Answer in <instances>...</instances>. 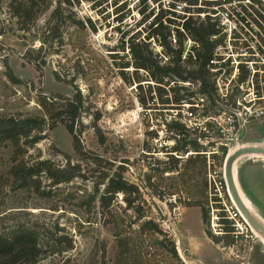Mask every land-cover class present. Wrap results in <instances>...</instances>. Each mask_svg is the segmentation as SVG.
I'll list each match as a JSON object with an SVG mask.
<instances>
[{
  "label": "rangeland",
  "instance_id": "obj_1",
  "mask_svg": "<svg viewBox=\"0 0 264 264\" xmlns=\"http://www.w3.org/2000/svg\"><path fill=\"white\" fill-rule=\"evenodd\" d=\"M11 1L0 0V117L45 120L40 133L43 139L29 149L23 148L25 152L18 151L20 158L31 164L50 160L63 168L68 156L74 165L78 157L73 149V136L62 121L53 122L45 116L41 101L46 98L48 103L52 102L57 95L71 99L79 92L86 110L75 125L74 133L78 134L86 160L80 163L84 177L70 183L53 187L44 175L28 181L29 185L39 182L42 194H38L34 189H20L19 183L11 177V157L15 149L0 138V233L19 225L33 229L47 252L37 264H101L105 251L104 264H118L117 224L122 226L125 236L133 240V250L127 255L130 264H264L263 234L259 239L248 234L237 245L241 252L237 257L226 246L227 239L223 238L219 244L211 239L215 234L210 220L209 225H205L200 208L186 207L189 201L186 193L192 186L203 182L207 186L206 168L194 179L182 169L184 161L194 152L182 156L184 160L178 172L165 174L167 178H174L181 192L171 195L174 186L163 179H152L159 195L146 188V176L157 172L153 170H163L168 164V156L160 147L165 143L173 146L168 140L171 134L166 132L169 113L165 111L167 107L160 108L162 114L158 109H144L137 100L136 85L123 80L117 65L130 59L127 48L121 49L122 42L140 28L141 39L150 31L147 23L145 29L138 22L143 17L141 10H145L146 5L152 9L155 3L151 0L146 4L142 0H73L72 7L62 5L60 14L53 19L58 0H38V6L44 10L27 30H22L9 9ZM119 18H122L120 23ZM53 25L49 34L48 28ZM152 49L162 53L153 42ZM236 63H239L236 59L227 61L229 67ZM233 70L231 74L227 71L220 82L219 94L228 101H221V96L213 112H229L230 107L226 106H232L233 101L250 98L248 87L238 86L240 83L232 76ZM132 74V69H127L125 77L131 78ZM183 87L189 89L181 94L197 92V86ZM81 125L84 129L79 134ZM97 130L101 132L98 137ZM153 132H157V139L149 134ZM189 135V140L198 137ZM246 147L264 149V118L250 120L242 126L227 150H232L233 154ZM205 148L209 152L221 151L216 142ZM256 156L264 157V154H245L235 168L243 195L253 197L254 204L245 196L249 205L246 206L264 225V160ZM96 157L99 165L94 163ZM126 160L128 164L123 163ZM118 166H124L127 181L140 187L144 202L140 204V213L146 215L141 220L127 210L122 194L112 197L108 209L103 207V202L111 198L106 194L108 179L105 176L109 174L110 178ZM149 221L156 224L159 231L145 230L140 234L141 225ZM61 235L72 242V250L65 251L68 243H58ZM170 249H174V253ZM178 250L187 251L185 263ZM58 251L62 253L53 254Z\"/></svg>",
  "mask_w": 264,
  "mask_h": 264
},
{
  "label": "trees",
  "instance_id": "obj_2",
  "mask_svg": "<svg viewBox=\"0 0 264 264\" xmlns=\"http://www.w3.org/2000/svg\"><path fill=\"white\" fill-rule=\"evenodd\" d=\"M37 1L38 0L11 1L9 9L12 16L18 19V23L22 30H27L28 26L35 21L44 10L38 6ZM148 1L149 0H142V3L146 4ZM152 1L156 3L160 0H151V2ZM62 5L72 7L73 0H58L57 7L52 12L53 19L60 14ZM141 14L143 17L141 21L138 22V25L146 29L147 23L150 31L146 32L143 39H141L143 31L142 28H140L141 32L135 33L132 37H128L122 42V51H125V48H127L128 56L130 57V59H127V62L120 65L116 64L123 80L127 81L131 86L136 85V89H138L137 100L146 110H152L154 108V110H159V114H162L160 110L161 107L173 109L176 105L183 103L195 104L194 101H197L198 98H203L205 106L204 115H207L220 100L215 76L221 73V70L217 74H213L211 71L214 67L211 61L215 60V49L223 45L222 36H219L216 40L213 39L214 36L220 34L217 23L213 22L210 17H206L205 19L189 17L184 22L178 23L176 20L170 18L171 15H169L168 12L162 10L155 12V8L151 9L148 5H146L145 10H141ZM172 16L174 17V15ZM120 22H122V18H119L118 23ZM90 24L92 25L91 22ZM53 27L54 25L48 28L49 34ZM82 27H84L83 24ZM55 35L57 37V34ZM187 40H191L194 43L188 52L185 46ZM152 42L162 49V53L154 52L152 49ZM223 66L225 65L221 67ZM238 68L239 75L237 76V83H244L249 79L251 73L242 62L239 63ZM127 69H132L133 71L131 78L125 77ZM231 70L232 69L227 70L228 74ZM55 75L56 78L60 80L56 73ZM14 81L20 83L18 80ZM187 83L190 84L189 87L197 86V92L181 94V92L184 91L188 92L189 88L183 87ZM171 84L173 85L170 87ZM145 88L146 91H144ZM54 103H57L59 108H56ZM84 104V100L79 92L71 99L57 95L53 97L52 102L48 103L46 98H43L41 101L42 109L46 112L45 116H48L53 122L57 120L62 121L66 125L69 133L73 136V149L78 157V163L71 165L70 158L65 156L67 162L66 166L63 168L55 166L50 160H39L31 164L18 155V151L25 152L27 150H23V148L29 149L43 139L40 133L43 131L42 125L45 123L44 119L26 118L21 120L11 117H0L1 141L11 143L15 149L11 157L12 167L10 168V175L15 182L19 183L18 187L20 189H34L36 193L42 194L38 181H34V185H29L28 183V181H32L42 175L46 176L51 181L53 187L64 183H70L77 178L84 177L82 174V165L80 163L86 160V153L83 151L78 134L76 135L74 133L75 125L79 123L81 114L86 110ZM49 106H52V110L49 109ZM98 119L99 117H97L95 121ZM207 126L210 127V123H208ZM82 129H84V126L81 125L79 134H82ZM167 131L171 134L169 139L175 141V144L169 151L164 147L161 148V150H164L163 152L167 154L166 156H168V164H166V168H163L161 171L153 170V172H157L147 175L145 180L146 188L153 189L155 195H159L158 188L157 186L155 187V180L158 181L159 179H163V182L165 180L172 182L174 190L171 195H177L181 192L174 178H167L165 174L174 171L178 172L179 165L182 160H184L182 156L187 155L189 152H194L195 154L184 161L185 164L182 169L186 175L190 174V179L202 175L206 168L207 158L204 153L208 151L205 150V146L198 142V138L204 139L207 135L199 134L196 140H189V133L191 132L178 121H172L167 124ZM100 134L101 132L97 130L96 136L98 137ZM149 134L154 135L155 139H157V132ZM221 150L223 156L219 159L222 162L227 150L225 148H221ZM148 152L151 153L152 151ZM171 153H176L177 156L182 158L175 157ZM147 156L153 157L151 155ZM98 159L99 158L94 160L95 165H99ZM123 163L128 164V161L126 160ZM124 171V166H118L110 178L109 174H106L105 177L108 179L106 194L111 198L107 200L108 202H103V207L108 209L112 197L122 194L127 210L133 211L137 215V220H141L146 215L145 213H140V204L144 203L141 200L140 187L127 181L124 178ZM153 178L155 180L152 184ZM206 192L207 186L205 182L192 186L191 190L186 193L189 199L186 207L200 208L203 221L205 225L208 226L210 216L209 210L206 207L208 204ZM127 229L130 230V227H127ZM140 230V234H143L145 230L154 232L159 231L158 226L152 224L150 221L141 225ZM224 232L226 233L224 237L212 235L211 239L219 244L222 239L225 238L227 239L225 241L226 246L232 245L233 240L230 235H228L229 232H231V227L228 224L224 226ZM116 235L119 236L117 251L118 264H130L127 255L133 250L131 249L133 240L125 236L124 229L118 224ZM57 241L58 243H68V247L65 251L73 249L72 242L67 236L61 235L57 238ZM170 251L174 253V249H170ZM61 253L62 251H58L53 254ZM45 254H47V252H45L44 248L39 244L36 233L30 227L19 225L12 230L7 232L1 231L0 233V264H37ZM105 257L106 251L103 253L101 264H104L103 261Z\"/></svg>",
  "mask_w": 264,
  "mask_h": 264
},
{
  "label": "built area",
  "instance_id": "obj_3",
  "mask_svg": "<svg viewBox=\"0 0 264 264\" xmlns=\"http://www.w3.org/2000/svg\"><path fill=\"white\" fill-rule=\"evenodd\" d=\"M153 8L157 12L160 10L168 12L171 15L170 18L178 23L184 22L189 17H199L200 19L210 17L213 22L217 23L220 34L214 36L213 39L216 40L222 36L223 45L215 49V60L211 61L214 67L211 71L213 74H217L221 70V73L215 76L220 97L222 96L219 94L220 82H223L222 77L226 75L227 70L234 69L232 76L237 77L239 74L238 65L242 62L251 73L246 82L238 84L241 89L244 85L248 87L251 93L250 98L233 101L232 106H226L230 107L229 112L221 110L213 112L215 109L213 108L207 115H204L203 98H198L197 101H194L195 104L183 103L176 105L173 109L165 110L169 113L168 119H166L167 124L178 121L189 132L197 136L199 134L207 135L204 139L198 138L201 145L206 147L210 143L216 142L221 148L227 150L229 142L242 126L249 123L250 120L264 118V0H160L152 6ZM193 45L191 40H187L185 45L188 48L187 52ZM230 59H236L239 63L234 64L235 67L234 65L229 67L227 61ZM222 65L225 66L221 67ZM185 85L189 86L190 84ZM222 97L221 101H224L226 96ZM208 123H210V127L207 126ZM166 132L168 131L166 130ZM168 140L172 143L171 145H174V140L169 138ZM163 147L169 150L172 146L165 143L160 148ZM231 152L232 150H227L222 162L219 159L223 156L222 150L204 153L207 158L208 204L206 207L209 209L210 226L215 236L226 235L224 232L226 224L231 227V232L228 235L231 236L233 244L228 248L232 253L234 252L235 256L240 257L241 252L237 250L238 243L247 238L250 233L254 237L256 235L228 189L225 163ZM171 154L180 157L176 153ZM261 159L263 160V158ZM178 253L180 259L185 263L187 251L178 250Z\"/></svg>",
  "mask_w": 264,
  "mask_h": 264
},
{
  "label": "water",
  "instance_id": "obj_4",
  "mask_svg": "<svg viewBox=\"0 0 264 264\" xmlns=\"http://www.w3.org/2000/svg\"><path fill=\"white\" fill-rule=\"evenodd\" d=\"M249 153H261L264 154V149H259L256 147H246L237 150L233 154H231L225 163V175H226V181L228 185V189L243 216L245 219L249 222V224L252 226V228L260 235H264V225L261 224L250 212L248 207L246 206L245 202L242 200L236 178H235V172H234V167L237 161L244 156L245 154ZM159 215L161 218H163L162 213L159 212Z\"/></svg>",
  "mask_w": 264,
  "mask_h": 264
},
{
  "label": "bare ground",
  "instance_id": "obj_5",
  "mask_svg": "<svg viewBox=\"0 0 264 264\" xmlns=\"http://www.w3.org/2000/svg\"><path fill=\"white\" fill-rule=\"evenodd\" d=\"M232 153V152H231ZM255 158H263V160H264V157H259V156H256ZM236 166V165H235ZM234 172H235V178H236V175H237V169L234 167ZM240 192V191H239ZM241 195V198H242V200L245 202V204L247 205V206H249L248 205V202L246 201V199L242 196V194H240ZM254 233H255V235H256V237L259 239V234L254 230ZM261 240V239H260Z\"/></svg>",
  "mask_w": 264,
  "mask_h": 264
},
{
  "label": "crops",
  "instance_id": "obj_6",
  "mask_svg": "<svg viewBox=\"0 0 264 264\" xmlns=\"http://www.w3.org/2000/svg\"><path fill=\"white\" fill-rule=\"evenodd\" d=\"M260 161H263L262 159H260V158H258ZM263 165H264V162H263ZM236 182H237V176H236ZM237 186H238V189H239V191H240V194H242V196L244 197V198H246V197H248V198H250V202H252L253 204H254V202L252 201L253 200V197L252 196H249V195H243V193H242V186L239 184V183H237ZM246 196V197H245ZM247 200V199H246ZM249 200V199H248ZM262 224V223H261Z\"/></svg>",
  "mask_w": 264,
  "mask_h": 264
}]
</instances>
